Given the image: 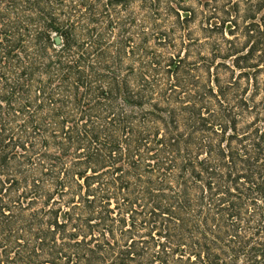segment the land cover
<instances>
[{
  "label": "trees",
  "instance_id": "obj_1",
  "mask_svg": "<svg viewBox=\"0 0 264 264\" xmlns=\"http://www.w3.org/2000/svg\"><path fill=\"white\" fill-rule=\"evenodd\" d=\"M0 264H264V0H0Z\"/></svg>",
  "mask_w": 264,
  "mask_h": 264
},
{
  "label": "water",
  "instance_id": "obj_2",
  "mask_svg": "<svg viewBox=\"0 0 264 264\" xmlns=\"http://www.w3.org/2000/svg\"><path fill=\"white\" fill-rule=\"evenodd\" d=\"M61 44V39H60V37H56L55 38V45H60Z\"/></svg>",
  "mask_w": 264,
  "mask_h": 264
}]
</instances>
